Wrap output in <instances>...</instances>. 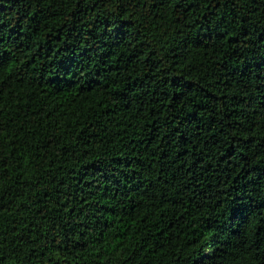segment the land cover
Listing matches in <instances>:
<instances>
[{
    "label": "trees",
    "instance_id": "obj_1",
    "mask_svg": "<svg viewBox=\"0 0 264 264\" xmlns=\"http://www.w3.org/2000/svg\"><path fill=\"white\" fill-rule=\"evenodd\" d=\"M0 264H264V0H0Z\"/></svg>",
    "mask_w": 264,
    "mask_h": 264
}]
</instances>
